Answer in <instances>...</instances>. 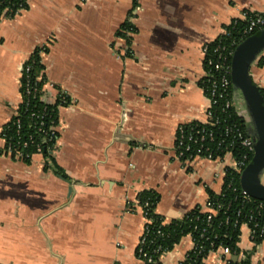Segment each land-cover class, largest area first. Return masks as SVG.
Wrapping results in <instances>:
<instances>
[{"label":"crops","instance_id":"0c3cea01","mask_svg":"<svg viewBox=\"0 0 264 264\" xmlns=\"http://www.w3.org/2000/svg\"><path fill=\"white\" fill-rule=\"evenodd\" d=\"M248 11L264 12V0H28L0 22V133L39 46L43 100L55 102L58 89L71 99L58 105L56 165L5 153L0 135V264H142L139 192L160 193L166 221L206 210L207 189L222 191L234 158L185 166L175 158L178 127L207 120L204 47ZM259 58L250 74L264 89ZM238 247L211 251L203 264H264V239L254 242L248 225ZM192 248L188 233L158 264H181Z\"/></svg>","mask_w":264,"mask_h":264},{"label":"built area","instance_id":"2783aa9c","mask_svg":"<svg viewBox=\"0 0 264 264\" xmlns=\"http://www.w3.org/2000/svg\"><path fill=\"white\" fill-rule=\"evenodd\" d=\"M6 18L8 17H2V20ZM243 19L245 20V24L237 30L236 35L233 36L231 40L226 41L222 38L223 35H228L230 33L228 29H226L225 33L216 39V43L212 48H210L208 44L204 47L205 77L206 83L208 84L207 90L209 98V106L206 110L207 120L203 122L189 121L188 123L181 124L178 127L174 147L175 158L185 166H190L191 163L197 159L218 160L224 158L226 154H231L234 158V164L225 167V173H231L228 183L229 187H232L236 180H239L240 182L242 171L252 160L255 153V140L249 133L248 127L247 129H243L237 125H227L224 129V134H221L218 138H216L213 128V126L221 123V118L215 116L213 113V106L218 104L219 99H224V104L222 106L223 111L234 108L244 119H247L248 117L246 109L241 107L242 100L244 101L243 96L234 88L232 83V57L237 45L241 41L256 33V31L264 28V12H244ZM237 21L238 19H234L231 24L235 25ZM37 48H39V53L41 54L45 51L46 46L42 45ZM33 53L22 65L21 77H24V79L26 78L24 83L21 82V86L24 89L22 92L23 94H36L38 92H43L44 85L47 82L46 80H43L42 75L39 73L36 76V83L33 85L31 84L32 81L29 78V73L34 63ZM39 81L42 82V86L38 85ZM23 94L22 101L24 99ZM58 99L61 102L59 105L68 104L71 101L70 96L63 89H58L55 102ZM31 116L38 119L36 127L39 132L43 133L41 140L38 141L32 134L26 139H21V137H19L18 143L21 144V147L19 148L15 143L5 140V153L15 156L20 160H26L32 159L37 153L43 155V151L45 150V147H47V154L49 156H55L59 138L58 122L55 119H50L49 126L47 128L45 127L47 123L46 119L49 116L47 107L43 110L31 111ZM246 124L248 125L247 120ZM212 141H215L217 150L212 149L210 145V142ZM30 147L33 148V151L28 150ZM236 148L241 150L239 157H236L233 154ZM218 149L225 151L224 156L214 155ZM233 188L235 191L237 190L236 187ZM240 193L245 201L257 202L256 210H258L259 213L264 209V200L253 198L242 187L240 188ZM205 207L206 210H204L202 206H197L189 212L192 216H197V221L200 220L198 213H204L206 217L203 219L202 224H199V222L194 224L193 229L196 234H193V232L189 233L193 237V248L185 254L181 264H196L198 261L203 264L204 258L211 251L221 250L224 255H230L232 253L231 248L228 246L218 245L216 247L214 239L211 238V235H208V228L211 227L214 216H216L221 210L224 213H228L231 203L227 205L220 202L218 203L215 199H210L208 197L205 202ZM142 209L146 217V222L137 247V255L142 260V264H154L162 254L169 250H162V244H158L157 247L149 250V246L151 244H156L157 238L159 237L158 235H161L162 232L161 230H157L153 233L151 226L153 221L147 216L143 207ZM240 213L241 212L238 211L237 215H240ZM238 221L237 218L235 220V225H238ZM167 222L169 221H166L165 219L161 224ZM228 222L229 217H227L225 223ZM249 222H252V225H250ZM243 225L249 226L251 238L254 242H257L258 237L264 236V219L260 221L254 216V214H252L249 216L248 222L245 221L241 224V228ZM225 235H228V232H225ZM216 237L217 236L215 235V238ZM207 242L209 243V247H207ZM156 253L158 254L154 256Z\"/></svg>","mask_w":264,"mask_h":264},{"label":"trees","instance_id":"16d2710c","mask_svg":"<svg viewBox=\"0 0 264 264\" xmlns=\"http://www.w3.org/2000/svg\"><path fill=\"white\" fill-rule=\"evenodd\" d=\"M137 3V0H134ZM28 7V0H0V22L2 17L13 18L21 10L26 9ZM245 24L244 19H238L237 23L231 24L227 27L228 31L230 32L228 35H223L222 38L224 40H231L233 36L236 35V32L239 28H241ZM131 27L129 21L124 22L121 25L120 30L118 31V35L126 36L124 30H127ZM259 31H256V33ZM130 38L127 37V41L129 42ZM216 43V40L209 43V47L212 48ZM39 48H36L33 53V67L29 73V78L32 81V85L36 83V76L40 73L39 71L42 68L41 63V55L39 53ZM259 62H264V56L259 58ZM43 80H46V77L42 76ZM24 77H21V82L24 83ZM39 86H42V82H38ZM201 85L204 88L206 94L208 95V84L206 83V77L201 80ZM261 91L264 95V89L261 88ZM24 89L21 86V93ZM23 94V93H22ZM24 99L21 102L19 110L16 115L12 117V119L7 122L0 135L5 138L6 141L15 143L16 146L19 148L21 144L18 143V138L26 139L30 134H32L38 141L41 140L43 133L37 130L36 124L38 123V119L31 116V111H38L43 110L47 107L48 117L46 128L49 126V120L58 119V105L61 104L60 100L58 99L55 103H49L43 100V92H38L36 94H26L24 93ZM224 104V99H219L217 105L213 106V113L215 116H219L221 118V123L216 126H213L216 138H218L221 134H224V129L227 125H237L243 129H247L248 125L246 124V119L243 116L239 115L234 108L227 109L226 111L222 110V106ZM225 136V135H224ZM212 149H216L215 141L210 142ZM47 147L43 151V155L46 158L47 164L51 163L50 165L54 166L55 159L54 156H49L47 154ZM29 151H33V148L30 147ZM241 153L240 149L234 150V155L239 157ZM225 151L222 149H218L214 154L219 156H224ZM31 159L24 160L25 162H29ZM57 167V166H56ZM58 171H61L57 167ZM231 173L227 172L224 180V185L222 188L221 193H216L210 189H207L208 197L210 199H215L216 202H220L222 204H229L231 203L230 210L228 213H224L222 210L214 216L212 220L211 227L208 228V235H211V238L214 239L216 247L218 245H224L231 248V252L234 254L239 253L238 241L240 239L241 234V224L245 221L248 222V218L250 215L254 214V216L262 221L264 219V209L261 210L259 213L256 210L257 202L255 201H245L240 193V182L236 180L233 183L232 187L228 186L230 180ZM233 187H236L237 190L235 191ZM161 195L156 189H145L138 193L137 195V202L141 207H143L147 213V216L152 219V230L153 233L157 230H161L162 234L158 235L156 244H151L149 246V250L157 247L158 244H162V250H171L176 243L180 241V239L188 234L193 232L196 234L193 226L197 222L199 224L203 223V219L206 217L204 213H198V217L200 220L197 221V216H192L191 213L186 214L182 219H175L171 220L165 224H161L162 221L165 220L164 216L160 215L156 212V206L160 201ZM131 206L134 204L131 203ZM240 211V215H237V212ZM227 217H229V222L225 223ZM238 218V225H235V220ZM252 225V222H249ZM225 232H228V235H225ZM215 235L217 236L215 238ZM264 239L263 237H258L257 242H260ZM207 247H209V243L207 242ZM159 253V252H158ZM156 253L154 256H156ZM154 264H158V261ZM196 264H201V262H196ZM234 264H251L249 259L243 260L241 263H234Z\"/></svg>","mask_w":264,"mask_h":264},{"label":"water","instance_id":"95a60500","mask_svg":"<svg viewBox=\"0 0 264 264\" xmlns=\"http://www.w3.org/2000/svg\"><path fill=\"white\" fill-rule=\"evenodd\" d=\"M264 52V28L241 41L232 57L231 78L241 93L248 117V131L255 140V153L242 171L240 185L253 198L264 200V95L252 79L251 66Z\"/></svg>","mask_w":264,"mask_h":264},{"label":"rangeland","instance_id":"374dc122","mask_svg":"<svg viewBox=\"0 0 264 264\" xmlns=\"http://www.w3.org/2000/svg\"><path fill=\"white\" fill-rule=\"evenodd\" d=\"M241 98V97H240ZM241 107L242 108H245V103H244V101L242 100V103H241ZM262 181L264 182V172H263V174H262Z\"/></svg>","mask_w":264,"mask_h":264}]
</instances>
